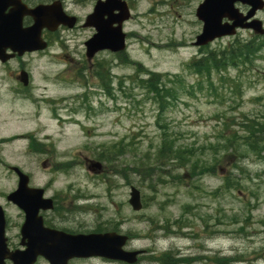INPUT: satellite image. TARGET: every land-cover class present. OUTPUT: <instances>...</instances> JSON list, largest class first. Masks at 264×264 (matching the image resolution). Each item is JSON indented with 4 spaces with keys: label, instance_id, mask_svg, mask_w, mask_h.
I'll return each instance as SVG.
<instances>
[{
    "label": "rangeland",
    "instance_id": "rangeland-1",
    "mask_svg": "<svg viewBox=\"0 0 264 264\" xmlns=\"http://www.w3.org/2000/svg\"><path fill=\"white\" fill-rule=\"evenodd\" d=\"M203 1H132L126 54L118 58L141 64L140 72L106 53L99 58L101 76L69 85L55 81L65 68L50 54L25 58L33 93L62 104L0 105V206L11 249L20 248L24 223V214L6 200L17 189L10 170L17 167L55 200L56 209L42 214L47 225L74 234L127 235L125 250L143 251L137 264H164L166 253L173 254L170 264H264V155L245 146L252 127L264 143V49L248 63L197 76L187 66L202 54L255 38L240 31L205 50L194 47ZM257 18L264 24V10ZM107 67L113 91L86 101L85 90L103 85ZM146 70L159 75L158 97L135 84L149 78ZM170 92L171 98H159ZM28 134L41 144L21 141ZM165 138L194 158L183 164L160 159ZM236 138L237 148H226ZM93 163L101 171L90 169ZM131 187L141 193L140 212L129 205ZM101 259L70 264H125ZM36 264L48 263L40 258Z\"/></svg>",
    "mask_w": 264,
    "mask_h": 264
},
{
    "label": "water",
    "instance_id": "water-1",
    "mask_svg": "<svg viewBox=\"0 0 264 264\" xmlns=\"http://www.w3.org/2000/svg\"><path fill=\"white\" fill-rule=\"evenodd\" d=\"M14 5L13 1L0 0V59L7 49L18 52L41 51L47 45L42 40L44 29L54 31L67 21L63 17H45L40 9L24 10L29 14L34 24L29 28H22V13L6 16L2 11L6 6ZM237 5L249 8L243 13ZM264 10V0H204L196 10V17L203 23L200 35L196 37L194 45L203 47L217 39L231 37L237 30H252L255 34L264 35L263 23L256 18V14ZM22 11V10H20ZM117 12L111 15L113 12ZM105 14L109 15L104 20ZM130 19V12L125 2L121 0H106L100 2L92 15L87 19L86 26L95 27L98 31L86 43L87 56L93 57L104 50L113 53L123 52L126 48V34L122 24ZM74 25V19L69 26ZM23 73L22 80L25 81ZM92 168L100 169V164H93ZM11 170L19 178L17 189L7 196V200L16 205L25 215L21 227L20 249L10 250L6 238V218L0 206V264L10 261L12 264H36L38 258L45 259L49 264H69L74 259L104 258L135 264L141 251L126 252L124 246L128 237L115 232L104 234H70L64 231L48 228L44 225L41 212L54 208L53 200L45 198L42 188H31L29 177L19 168ZM129 204L135 212L142 210L141 193L131 187Z\"/></svg>",
    "mask_w": 264,
    "mask_h": 264
},
{
    "label": "flooded vegetation",
    "instance_id": "flooded-vegetation-1",
    "mask_svg": "<svg viewBox=\"0 0 264 264\" xmlns=\"http://www.w3.org/2000/svg\"><path fill=\"white\" fill-rule=\"evenodd\" d=\"M16 5L26 10L40 9L45 17H63L67 21L61 24L56 31L44 30L42 33L43 40L48 44V49L43 52L25 53L22 56L10 49L4 52L6 60L0 59V105L10 108L17 103H26L38 108H50L51 104H62L54 102L56 99L34 94V84L32 73L26 66L25 58L32 55L40 56L50 54V58L64 66V71L58 77L56 82H64L69 85L70 82L83 79L97 77L99 58L108 52H101L93 58H87L85 54V42L96 34L95 27H87V18L94 13L96 6L105 0H13ZM125 1L131 12L134 11L132 1ZM16 5H8L2 11L5 15H13L15 12L20 14V10L16 11ZM117 12L111 13V15ZM109 18L105 14L104 20ZM71 19H75V26L70 27ZM33 24L30 15L24 14L22 17V27L28 28ZM125 28V24H123ZM77 33V36H76ZM51 49H55L56 53H50ZM49 56V55H48ZM21 72L27 73V79L21 80ZM48 81V80H47ZM77 82V81H76ZM89 86V85H88ZM99 91L92 87L85 90V96L89 101L98 97ZM104 96V95H103ZM105 97V96H104ZM102 100V99H101ZM65 104V101L63 102ZM64 107V106H60ZM60 121V119H57ZM27 140L29 144H41V140L37 139L35 134L24 135L21 141ZM48 142L49 138H45ZM30 177V176H29ZM54 200V199H53ZM55 202V200H54ZM49 226V225H48ZM50 227V226H49Z\"/></svg>",
    "mask_w": 264,
    "mask_h": 264
},
{
    "label": "trees",
    "instance_id": "trees-1",
    "mask_svg": "<svg viewBox=\"0 0 264 264\" xmlns=\"http://www.w3.org/2000/svg\"><path fill=\"white\" fill-rule=\"evenodd\" d=\"M203 50L206 49V47L202 48ZM264 49V37H258L255 36L253 40L250 41H235L233 45H231L228 49L225 51H210L207 54H202L201 57L197 60H193L190 62V64L187 66L190 70L194 71V73L197 76H210L212 72H218L221 73L225 70H227L230 67H237L239 64L248 63L250 59L257 54L258 52L262 51ZM141 70H139L140 72ZM146 74H149V78L145 80V78H137L135 80V84L138 86H142L143 88L147 89L149 93H153L154 96L158 97L159 94V83L157 81V78L159 75L156 73H149V71H145ZM138 71H137V77H138ZM102 74L100 73L99 76ZM177 78V77H175ZM105 86L109 83V77L108 74L104 78ZM103 82V87H104ZM172 97V92L168 93L164 96H159L162 100L169 99ZM254 128V127H252ZM249 129V136L248 142H245L246 149H256L255 152L262 153L264 155V143H262V140L260 137L256 135V129ZM237 138L232 141L226 142V148H231L232 150L234 147L237 148L235 145ZM234 146V147H233ZM245 149V150H246ZM187 154V157L185 155ZM195 154H193V151L190 149H187L186 151H181L180 149H175L171 143L165 138L163 140L161 149L159 151V158L164 159L166 157H169L171 161H177L179 164H183L184 162L191 160L194 158ZM110 151L107 153L105 160L109 161L110 158ZM115 157V156H114ZM116 158V157H115ZM113 159V158H112ZM187 164H184V167ZM192 169V166H190V171ZM208 172L214 171V167L207 168ZM166 263L164 264H170L172 255L171 253H166ZM168 261V262H167ZM221 261H234L230 258H222Z\"/></svg>",
    "mask_w": 264,
    "mask_h": 264
}]
</instances>
